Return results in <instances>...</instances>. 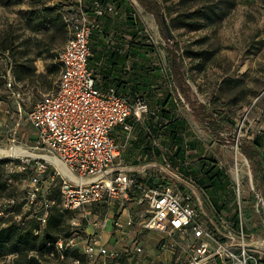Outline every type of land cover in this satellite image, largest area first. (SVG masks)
<instances>
[{
  "label": "rangeland",
  "instance_id": "374dc122",
  "mask_svg": "<svg viewBox=\"0 0 264 264\" xmlns=\"http://www.w3.org/2000/svg\"><path fill=\"white\" fill-rule=\"evenodd\" d=\"M38 1L0 0V40L5 35L15 37L17 45V49L4 52L0 47V65L6 70V76L9 73L19 84L22 98L19 101L22 109L18 110L16 97L5 85L0 86V264H26L23 260L27 250H24L19 241H15L10 232L16 225L13 212L19 209L20 203L9 206L7 200L23 194L27 175L26 172L14 170L10 172L7 166L11 162L10 156H14L10 155L14 147L22 151L30 150L43 154V151L35 147L34 131L25 113L31 108L34 99L55 86L58 76L57 55L66 41V35L61 28L59 31H53L54 27L49 28L42 19L38 21V25H34L35 21L30 17L42 8ZM160 1L172 37L179 45L178 52L182 55L183 68L192 89L191 98L206 103L218 117L227 122V126H223L215 138L208 129L195 120L187 105L181 106L177 103L165 69L166 33L162 21L159 23L158 19L145 11L137 0H120L110 14L124 17L120 28L137 30L139 37L141 36L144 41L143 44L152 48L143 50L144 60L150 64L151 68H148L152 71L153 77L152 86L139 93L146 97L150 108L144 121H148L150 115L153 116L152 112H155L154 115L160 113L158 112L160 107L155 105V101L166 98L164 105L169 113V119L181 123L180 129L183 134V156H176L177 146L172 145L167 138L168 130L161 129L159 135L154 134L155 153L152 156L148 155L146 159L141 155V162H137L142 164L157 160L162 163L165 158L172 166V172L179 175L180 188L193 190L194 195L199 197L201 211L204 213L201 216L217 223L221 230V223L234 224L237 219L234 215L236 204L232 184V175L237 165L244 182L242 209L245 228L251 235H256L259 231L255 228L249 231V228L258 223V214L250 206L249 188L245 183L246 173L250 171L254 176V168L239 151L235 141L261 135V143L264 145V0ZM55 24L61 26V20ZM48 33H52L49 35L51 43L47 42ZM29 38L37 41L39 44L37 48L34 45H27L26 41ZM12 51L15 53L14 56L11 55ZM197 51L199 56L196 57ZM17 63L30 64L34 73L22 79L16 78L14 69ZM228 78L233 82L228 84L225 80ZM159 118L161 119L160 115ZM167 121L162 119V124ZM219 138L221 141L216 140ZM232 139L235 140L233 143ZM152 144L151 140L150 149ZM16 159L13 162L17 161ZM202 160L216 164L229 177L226 194L230 201L223 208L216 207L213 197H217L221 203L224 192L206 189L205 184H200L196 179L204 176ZM149 173L151 178L161 176L155 169H150L148 175ZM9 176L12 178L11 182L8 181ZM105 209L106 207L102 205L95 206L87 213L82 210L65 212L56 236H65L68 240H76L78 236L82 240L87 235L101 234L99 223L106 213ZM31 224L26 223L25 226ZM149 235L159 237L157 233ZM156 239H149L148 245L144 246V253L152 258L154 252H163L159 249ZM39 245L38 242L36 246ZM31 252L32 250L27 251L26 257H29L28 253ZM142 255L134 258L137 263L130 264H140L137 258L145 261L143 258L147 256ZM152 258L147 257L146 264H153ZM73 259L75 258L69 256L61 264H75ZM83 262L84 260H80V264ZM169 264L186 262L180 259Z\"/></svg>",
  "mask_w": 264,
  "mask_h": 264
},
{
  "label": "built area",
  "instance_id": "2783aa9c",
  "mask_svg": "<svg viewBox=\"0 0 264 264\" xmlns=\"http://www.w3.org/2000/svg\"><path fill=\"white\" fill-rule=\"evenodd\" d=\"M76 2L74 10L62 14L68 38L57 55L59 71L55 86L33 100L25 113L34 131L35 147L63 164L70 176L63 175L47 158L10 156L7 169L26 172L27 176L23 194L7 202L9 206L20 203L19 209L13 212L18 225L35 219L38 227L34 233H39L47 224L57 202L54 198L56 185L61 209L87 213L94 204L106 201L117 203L123 210L127 203L135 202L140 206V214L137 218L130 212L126 216L120 212L114 217L104 214L99 225L103 230L111 223V234L115 235L112 245L103 242L101 234L87 235L82 240L78 236L76 240L60 237L49 243L51 249L47 253L41 256L32 251L29 256L34 255L43 264H61L67 258L66 251L76 248L85 256V264H122L118 259L123 255L131 262L144 254V245L139 239L125 244L130 228L138 225L146 233L159 235L157 244L170 255V263L180 259L186 264L264 262V191L250 171L246 173L245 183L250 196L254 197L252 209L258 214L260 232L256 235L245 229L244 182L237 165L232 175L236 225L224 222L221 230L217 223L201 216L204 213L199 197L193 190L180 188V177L172 172L165 158L162 163L150 160L135 166L117 161L119 149L113 129L120 126L129 139L150 108L144 96L128 99L114 86L101 88L97 85L89 66L90 38L97 22L83 11L82 0ZM114 10L111 4L94 3L95 17ZM6 88L16 97L18 110H21V90L9 73ZM152 143L155 146V139ZM235 145H238L237 140ZM15 159L17 161L13 162ZM150 169L159 171L161 176L151 178ZM139 178L151 179L153 184ZM8 181H12L11 176ZM73 262L80 264L78 258Z\"/></svg>",
  "mask_w": 264,
  "mask_h": 264
},
{
  "label": "trees",
  "instance_id": "16d2710c",
  "mask_svg": "<svg viewBox=\"0 0 264 264\" xmlns=\"http://www.w3.org/2000/svg\"><path fill=\"white\" fill-rule=\"evenodd\" d=\"M47 1L48 0H39L38 2L41 3L42 8L38 10L37 13H35V15L33 14L30 18L35 21L34 25H38V21L42 19V20H45V23L48 25L49 28H51V26L52 28L54 27V29H52L53 31H59L61 28V30H64V33L66 35V40H67L68 30H67L65 22L63 21L62 14L65 11L74 10L78 5L76 0H56V1H53V3H49V4L46 3ZM119 1L120 0H90V2L87 3V1L82 0L83 2L82 9L90 18L92 16L94 17V21L98 22L99 18L102 16L100 17L94 16V3L98 2L102 6L111 4L113 5L114 9H116L117 5L120 3ZM137 1L143 6L145 11L150 12L154 17L158 19L159 23H161V13H164V7L160 0H137ZM107 14H110V13H106L104 15H107ZM59 20H61V26H56L57 24L55 23L58 22ZM50 34L52 33H48L49 40L47 42L49 43L52 42L51 36H49ZM164 37L166 40V45L164 47L165 63H166L165 69H166L168 82L170 83L171 90L176 97L177 103L181 106L187 103L189 111L192 114V116L195 118V120L201 126L208 129L210 131V134L213 137L215 136L216 138V135L219 134L217 130L222 129L223 126H227V122H225L223 119L218 117L215 114V112L206 103H203L196 98L194 99L191 98L192 89H191L190 84L187 81V75L183 68L184 62H183L182 55L178 52L179 45L175 41L174 38L172 39V41H170L166 34L164 35ZM15 42H16L15 37L11 38L5 35L0 40V47L3 49V52L9 51V49H17V45ZM36 42L31 40L30 38L26 41L28 46L34 45V47L37 48L39 44H37ZM142 46L144 49L152 50V48H149L144 44L143 45L141 44L139 47H142ZM14 54L15 53H13L12 51L11 55L14 56ZM195 56L196 57L199 56V51L196 52ZM150 68L146 66L143 72L139 74V78H140L139 83L132 87L133 89L137 90V93L135 95L144 96L139 93L141 91H145V88L147 89L148 87L152 86L151 84L153 81V77L151 75L152 71H149ZM58 71H59V65H58ZM33 73H34L33 67L27 63H17L14 69V74L16 78H19V79H22L24 77H29ZM225 80L228 82V84L233 82V80L230 78L225 79ZM4 85L6 87V70L2 67V65H0V86H4ZM116 89L118 91V88ZM179 95L184 98V102L180 100ZM165 101H166V98H164L163 100L155 101V105H157V107H160L159 108L160 111H158L160 113L159 114L156 113V115H154L155 112H152L153 116L150 115V118L149 119L147 118L148 121H146L147 129L142 128L140 131L141 141L143 142V147L140 152L142 154H147L149 156L153 155L155 153L153 151L154 146L153 144L151 145L152 146L151 147L152 150H151L150 142L151 140L153 142V139L155 137L154 134L159 135L161 129L162 130L167 129L169 132L167 138L170 140V143L172 145L177 146L176 156L178 157L183 156L184 148L182 145L183 144V134L180 129L181 123H179V121L169 119L170 118L169 113L165 109V105H164ZM159 115L161 116V119L159 118ZM162 119L163 120L166 119L168 121L162 124ZM261 139H262V136L257 135L254 138L244 137V138L237 139V141H238L239 151L242 152L247 158V160L251 163L252 167L254 168V176L256 179H258L261 182L263 186V191H264V177H263L264 145H262ZM216 140L221 141V138L216 139ZM234 141L235 140L232 139V143ZM136 163L138 164L137 161ZM202 166L204 169V176L196 177V179L198 180L200 184H205L204 187L206 189L208 188L214 191L222 190L224 192V197L221 203H219V200L217 197H213V202L214 204H216V207L219 209L223 208L230 201L229 196L226 194V187H227L226 185H227V182L229 181V177L228 175L224 174V172L221 169H219L214 163L211 164V162L209 161L202 160ZM186 172H189V171L186 170ZM222 176L224 177L222 178ZM139 180L145 181L150 184L152 183L151 179L139 178ZM205 180H206V183H204ZM54 198L56 199L57 202L53 207V210L47 220V224L45 228H43L39 233H34L35 228L38 227L34 218L25 220V222L22 225H17L18 223L15 222L16 224V225L14 224L15 227L12 230H10V232L13 234V238H15V241H19L21 245L24 246L25 248L24 250L35 251L41 254V256L47 253L51 249V246L49 245V243L56 241L60 237H65L62 235L60 237L56 236V233L60 228L65 212H71V213L80 212L76 210L75 211L64 210L58 206L59 192H58L57 185L54 188ZM233 198H234V193H233ZM249 200L251 201L250 206L252 208V204L254 202L253 194H251ZM234 204H236L235 198H234ZM102 205L106 207L105 209L106 211L108 208V203L106 201L94 204L93 206H91V209H93L95 206H102ZM236 211H237V208L235 209L234 215H236ZM26 223H32V224L26 227L25 226ZM234 224L236 225V221ZM253 228L260 231L259 225L257 227L251 226V228H249V231H251ZM38 242L40 243L39 247L36 246ZM26 253L24 254L23 263L43 264L34 255L29 256V253H28L29 257H26ZM66 253H67V258L69 256H72L75 259L78 258L79 261L84 260L83 263H86L85 256L82 253H80L78 249L75 248L72 250H68L66 251ZM123 256L118 259L119 263L124 262Z\"/></svg>",
  "mask_w": 264,
  "mask_h": 264
},
{
  "label": "crops",
  "instance_id": "0c3cea01",
  "mask_svg": "<svg viewBox=\"0 0 264 264\" xmlns=\"http://www.w3.org/2000/svg\"><path fill=\"white\" fill-rule=\"evenodd\" d=\"M53 1L56 0H48V3H53ZM91 19L94 20V17L91 16ZM123 20L124 17L115 14H107L99 18L97 26L93 30L90 38V48L92 50L89 57V66L94 72L96 83L99 87L107 88L115 86L118 88L120 94L128 99H132L137 93V90L132 87L139 83V74L143 72L146 66L150 67V64H147L144 60L145 54L143 52V46L139 47L141 44L143 45L144 42L142 37H139L137 30L130 31L129 29H121L120 27ZM142 128L147 129L146 121H143V123L133 131L129 139H126V132L120 126H116L113 129L112 135L119 149L117 161L121 164L128 166L139 165V162L137 164L136 161L141 160V155L143 159L148 157L147 154H142L140 152L143 147L140 136ZM120 212H122L123 216H126L130 212L137 218L140 214V206L135 202H130L127 203L126 208L122 210L117 206V203L108 204L106 213L110 217L117 216ZM111 230V223H108L106 227L101 230L102 241L108 245L114 244L115 241V235L111 234ZM135 238L139 239L144 246H146L148 245L147 242L149 243V239L157 238V241L159 237H156V235H149L144 229H141L138 225H134L130 228L125 244H130ZM144 254L148 258H152L147 253ZM169 256L167 252H154L152 261H150L153 264H158L162 261L164 264H167L169 262ZM147 257L143 258L145 261L141 260V258L137 259L140 260V264H146ZM123 258L124 262L122 264H130V258L126 256H123ZM155 260L157 261L156 263L154 262ZM131 263H137V260H133ZM261 264H264V262Z\"/></svg>",
  "mask_w": 264,
  "mask_h": 264
},
{
  "label": "bare ground",
  "instance_id": "6f19581e",
  "mask_svg": "<svg viewBox=\"0 0 264 264\" xmlns=\"http://www.w3.org/2000/svg\"><path fill=\"white\" fill-rule=\"evenodd\" d=\"M10 155L47 158V159L51 160L52 162H54L56 164V166L59 168V170L61 171V173L63 175L70 176L69 172L67 171V169L65 168V166L63 164H61L60 162L56 161L53 158L48 157L45 154L34 153V152L30 151V150L29 151H22L19 148L14 147L13 150L11 151Z\"/></svg>",
  "mask_w": 264,
  "mask_h": 264
},
{
  "label": "water",
  "instance_id": "95a60500",
  "mask_svg": "<svg viewBox=\"0 0 264 264\" xmlns=\"http://www.w3.org/2000/svg\"><path fill=\"white\" fill-rule=\"evenodd\" d=\"M161 21H162V24H163V29H164V31H165V33H166L168 39L171 41L173 37H172V33H171V31H170V28H169V26H168V23L166 22V19H165L164 13H161ZM179 97H180V100H181L182 102H184V98H183L182 96H180V95H179ZM185 105L188 106L187 103H185Z\"/></svg>",
  "mask_w": 264,
  "mask_h": 264
},
{
  "label": "flooded vegetation",
  "instance_id": "af4514ba",
  "mask_svg": "<svg viewBox=\"0 0 264 264\" xmlns=\"http://www.w3.org/2000/svg\"><path fill=\"white\" fill-rule=\"evenodd\" d=\"M217 132H218V133H220V131H219V130H217Z\"/></svg>",
  "mask_w": 264,
  "mask_h": 264
}]
</instances>
